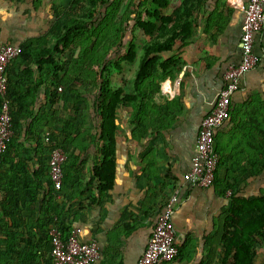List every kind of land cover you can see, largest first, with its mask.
<instances>
[{
  "label": "crops",
  "instance_id": "crops-1",
  "mask_svg": "<svg viewBox=\"0 0 264 264\" xmlns=\"http://www.w3.org/2000/svg\"><path fill=\"white\" fill-rule=\"evenodd\" d=\"M210 2L211 7L216 2L223 8L229 7L231 15L226 27L213 36L198 32L176 53L166 54V59L170 55L177 57L179 71L158 83L153 102L169 109L151 116L142 115L146 116V122L150 119L152 124L166 127H156L158 130L154 131L142 125L137 129L136 122L130 124L133 109L120 107L115 121L114 181L101 205L91 202L100 195L93 178L94 167L101 159L98 150H68V158L77 156V167L61 190L53 189L51 200L46 198V191L45 196L41 192L32 206L13 209L11 216L15 221L10 224L3 221L4 211L0 209V264H52L49 238L52 222H57L65 233L80 229L82 242L95 241L99 247L95 264H136L159 214L173 195L177 196L178 203L172 221L182 252L167 264H201L208 250L207 241L218 230L220 218L229 206L228 193L222 196L214 187L191 186L184 182L183 176L190 170L199 124L215 104L223 73L240 61L241 28L248 0ZM72 4L73 0H0V46L20 47L31 42L32 55L37 54L36 50H51L55 41L50 30L70 8L77 7ZM223 18L227 19V13ZM131 39L126 35L122 42L124 49L121 46L115 53L127 51L134 43ZM253 51L258 64L244 76L240 90L232 96L231 118L215 134L214 146L223 156L220 180L226 172L249 169L251 164L255 170L264 163V157L258 156L259 150H263L259 146L262 140L257 136L250 138L247 134L250 126L245 125L264 126V26L254 38ZM62 59L61 54L54 57L59 61V68H62ZM50 68L42 65L38 69L31 60L19 64L18 59L9 68L7 78L12 97L19 99L23 106L32 104L33 112L11 151L10 157L17 156L16 161L21 148L32 151L35 147L32 137L45 138L46 134L57 132L68 119L67 115L63 116L66 104L59 98L51 103L45 95L49 84L56 80L46 76L48 72L53 73ZM57 75L61 79L63 70ZM124 91L127 93V89ZM60 92L57 88L55 93L60 95ZM33 154V162L27 160L31 171L36 170L37 159L43 155L39 151ZM8 167L7 164L0 172ZM241 191L244 197L264 193V170L242 184ZM4 202L0 192V206Z\"/></svg>",
  "mask_w": 264,
  "mask_h": 264
},
{
  "label": "trees",
  "instance_id": "trees-1",
  "mask_svg": "<svg viewBox=\"0 0 264 264\" xmlns=\"http://www.w3.org/2000/svg\"><path fill=\"white\" fill-rule=\"evenodd\" d=\"M80 1L73 0L72 6H77ZM89 1L94 7H91V11L82 15L77 10V7L72 8V10L70 8L67 14H63V17L57 20L49 33L55 41V45L51 50L45 48L39 51L36 50L37 54L32 55L31 52L34 51L31 46L32 43L25 42L21 44V54L16 58L19 64H24L26 61L31 60L34 61L38 69H41L42 65H47L51 67L50 69L53 73L48 72L46 76L50 77L51 80H57L59 78L57 73L63 69L58 67L59 61L54 60V57L57 54L64 55L67 52H72L79 42L86 43L96 39L107 24L109 9H112L119 0ZM137 2L139 4L135 9L139 10L141 6H144L148 20L141 21L138 18L135 27L140 29L145 36L152 37V39L150 44L143 47L140 63L133 81V90L129 94L122 88L109 87L104 79L105 70L102 69L97 75L96 90L92 94L87 110L89 112L88 119L92 124L93 137H91L89 146L87 148L84 147L82 150H98L101 158L94 167L93 172V178L97 181L100 195L91 202H96L97 205H101L103 197H107V192L111 189L114 181L117 110L120 107L133 109L134 118L130 120V124L136 122L137 129H140L142 125H148L154 131L158 130L156 127H166H163V125L158 126L156 123L152 124L150 119L146 122L144 120L146 116H142L147 114L151 116L157 112H166L169 109L168 106L160 107L156 105L153 102V98L159 89L158 81L163 80L167 76L173 77L172 74H176L179 71V61L176 60L177 57L175 56L163 59V55L173 52L176 44L179 46L192 39L196 34V29L199 28L197 21L200 18H203V33L213 36V34L217 35L226 27L228 18L231 15L229 7L225 5L223 8L218 5V2L215 3L213 12H207L206 5L208 0H184L179 7L168 14L164 13L168 7V0H137ZM96 5L105 9L106 12L97 9ZM224 13H227V19L223 18ZM224 20L225 23H222ZM134 47V44L128 46L125 55L121 59L122 61L131 63L135 60ZM84 55L83 48L77 55L76 61H81ZM11 62L14 63V60ZM11 62L6 71L7 76L12 65ZM74 69L76 70L77 68L75 67ZM157 73H160L159 78L156 76ZM77 75L78 73L74 72L61 77V79H58L59 81H52V84H49V88L45 91L48 100L51 103H55L57 98L61 100L62 96L55 92L59 86H62L65 92L61 100L62 103L64 105L76 103L77 98L81 97V94L74 86V82L78 80ZM54 87L56 89L55 92L50 89ZM7 100L13 135L0 163V169L7 164L9 166L0 172V192L3 193L5 198L4 205H1L0 209L4 211L5 218L3 221L10 224V222L15 221L11 216L14 208L23 210L32 206L36 202L37 196L43 191L44 196L45 191L47 192L46 198L48 200L52 199L54 188L48 168L49 154L52 148L63 150L67 156L63 166V182L60 190L65 183L69 182L72 173L77 167V156L69 155L68 158L67 154L68 150H73L71 148L78 135L77 129L81 116H71L70 119L65 120L61 124L57 132L52 131L49 133V143L45 142L44 144L45 138L40 135H36L35 138L30 137L33 139L35 147L31 149L32 151L21 148L16 161L15 157L17 156L11 158L10 154L18 144V139L22 136L25 122L32 118V104L23 106L19 99L13 98L9 88V81L7 82ZM231 113L230 110V118ZM245 125L250 126L247 131L250 138L253 136L261 138L262 141L259 146L263 150H259L258 156L263 158L264 126L260 127L261 124L259 123H247ZM214 149L218 154L219 163L214 173V181L211 187L219 191L222 196L228 193L229 206L223 212L222 218H220L218 230L212 237L214 239L211 238L207 241L208 250L201 264H213L215 261H217V264H256V251L253 248V242L257 241L258 238L264 242V193L261 192L257 196L244 197L241 190L242 184L246 183L249 178L262 173L264 163H261L255 170H252L251 164L249 169L226 172L222 176V180H220L219 168L223 166V156L218 153L215 146ZM37 151L43 155L42 158L37 159L38 167L36 170L31 171L27 160L33 162L32 154L34 152L37 153ZM34 157H37L36 154ZM73 157H75V162ZM22 159L24 161H21ZM219 183H222L220 187ZM25 200H28L27 206L25 205ZM52 223L53 226L62 232L64 237L67 236L68 233H65L57 222ZM181 252L182 248H178V253Z\"/></svg>",
  "mask_w": 264,
  "mask_h": 264
},
{
  "label": "built area",
  "instance_id": "built-area-1",
  "mask_svg": "<svg viewBox=\"0 0 264 264\" xmlns=\"http://www.w3.org/2000/svg\"><path fill=\"white\" fill-rule=\"evenodd\" d=\"M264 26V0H248L244 8L243 25L240 37V61L229 66L222 76V87L211 112L204 117L198 128L190 170L184 174V182L201 189H208L214 181V173L219 163L215 152V134L230 118L232 96L240 90L244 76L258 64L254 54V38ZM21 54L18 46H0V163L12 138L11 117L7 100L6 71L11 61ZM59 90H61L59 88ZM45 142L49 143L48 134ZM66 154L59 148H52L48 168L54 190H60L63 182V166ZM178 203L173 195L165 203L159 214L144 253L136 264H167L178 255V240L172 216ZM80 229H72L66 237L55 226L49 230L52 264H95L99 258V247L95 241L79 240Z\"/></svg>",
  "mask_w": 264,
  "mask_h": 264
},
{
  "label": "rangeland",
  "instance_id": "rangeland-1",
  "mask_svg": "<svg viewBox=\"0 0 264 264\" xmlns=\"http://www.w3.org/2000/svg\"><path fill=\"white\" fill-rule=\"evenodd\" d=\"M183 1L184 0H168V7L164 13H170L175 8L179 7ZM138 4L137 0H119L112 9H109L110 12L107 24L96 39H92L86 43L79 42L72 52H67L63 55L61 65L63 69L62 77L77 72L78 80L74 82V86L81 94V97L77 98L76 103H73V105L67 103L63 111V116L65 117L67 115L68 119L75 115L76 117L81 116L77 129L78 135L71 148L73 150H82L84 147L87 148L91 143V137H93L92 124L88 119L89 112L87 110L92 94H94L96 90L98 73L102 69L105 70L104 79L109 87L111 86L116 89L122 88L123 90L127 89V93L129 94L133 90V81L140 63L143 47L150 44V40L152 39V37L145 36L140 29L135 27L138 18H140L141 21L148 20L145 15L146 8L144 6H141L139 10L135 9ZM211 4L210 0H208L206 5L207 12H213L214 6L211 7ZM91 7H93V5L89 0H81L80 4H77V10H79L82 15L91 11ZM96 8L100 9L102 12H106V10L99 5H96ZM197 22L199 23V28L196 29L195 33H203V18H200ZM126 35L132 37L131 40L135 45L136 57L131 63H126L121 60L126 51L121 54L115 53L121 49V46L124 49V44L122 45V42ZM128 44L129 43H127L126 46ZM181 45L177 46L176 44L173 52L168 54L176 53L177 50L181 49L179 48ZM83 48L85 52L84 58L78 62L76 61L77 55H79ZM167 56L168 55L164 54L163 59ZM75 67L77 68L76 70L74 69ZM156 76L159 78L160 73H157ZM159 82L160 81H158V83ZM58 88L62 89L60 96L63 98L65 94L64 89L62 86ZM71 106H73V108L70 109ZM253 248L256 251L255 263L264 264V242L258 238L257 241L253 242ZM213 264H217V261Z\"/></svg>",
  "mask_w": 264,
  "mask_h": 264
},
{
  "label": "clouds",
  "instance_id": "clouds-1",
  "mask_svg": "<svg viewBox=\"0 0 264 264\" xmlns=\"http://www.w3.org/2000/svg\"><path fill=\"white\" fill-rule=\"evenodd\" d=\"M6 15V14H5Z\"/></svg>",
  "mask_w": 264,
  "mask_h": 264
}]
</instances>
